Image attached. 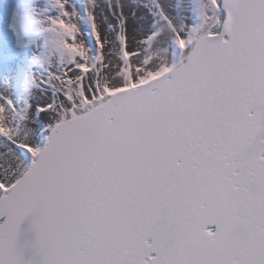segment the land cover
Here are the masks:
<instances>
[{
	"label": "snow or ice",
	"instance_id": "snow-or-ice-1",
	"mask_svg": "<svg viewBox=\"0 0 264 264\" xmlns=\"http://www.w3.org/2000/svg\"><path fill=\"white\" fill-rule=\"evenodd\" d=\"M0 264H264V0L0 7Z\"/></svg>",
	"mask_w": 264,
	"mask_h": 264
}]
</instances>
